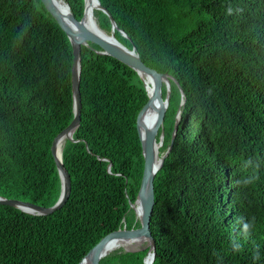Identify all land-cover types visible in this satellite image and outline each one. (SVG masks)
Wrapping results in <instances>:
<instances>
[{
    "label": "trees",
    "instance_id": "1",
    "mask_svg": "<svg viewBox=\"0 0 264 264\" xmlns=\"http://www.w3.org/2000/svg\"><path fill=\"white\" fill-rule=\"evenodd\" d=\"M65 1L81 20L85 0ZM99 1L116 38L174 78L161 156L181 108L155 179L153 264H264V0ZM93 13L110 34L109 15ZM100 51L82 47L81 124L62 153L70 198L49 216L0 205V264H79L111 232L141 226L131 204L149 96L135 70ZM73 58L41 0H0L1 197L58 201L52 144L74 119ZM149 249L119 248L101 264H144Z\"/></svg>",
    "mask_w": 264,
    "mask_h": 264
},
{
    "label": "water",
    "instance_id": "2",
    "mask_svg": "<svg viewBox=\"0 0 264 264\" xmlns=\"http://www.w3.org/2000/svg\"><path fill=\"white\" fill-rule=\"evenodd\" d=\"M41 1L47 11L53 16L61 29L68 36L72 45L74 56L72 68L74 119L67 128H65L55 137L52 144V154L61 179V194L56 204L50 207L39 206L31 202L7 199L1 196L0 205L14 207L30 215L49 216L61 210L69 200L72 192V179L69 171L66 169L63 163L62 154L61 156L58 155V144L61 140H64V143L66 140L75 141L73 135L81 124L82 116V95L80 90L82 72V47H90V43L96 44L101 48V51L99 52L100 54L113 57L135 70L143 80L145 89L147 90L149 96L147 104L142 108L137 118V129L142 143L145 164L142 183L137 200L134 204H131V208L134 209L138 219L140 220L141 226L139 228L132 229H127L124 227L117 231L111 232L105 236L96 246H94L79 264H101V260L110 254L107 253L106 247L111 241H134L139 239L147 242L150 247L148 255L144 259V264H147V259L150 254H152L150 264H153L156 258V241L151 232V220L155 207V179L157 173L162 168L165 159L173 149L181 115L180 108L176 117L171 144L166 153L161 156L159 153L160 151L158 152V145L164 143L163 141L165 133L163 130V125L171 99V81L174 80V78L167 73H160L148 67L142 61L135 47L130 49L123 45L116 38L115 29L117 28V24L111 13L101 5L99 0H95L96 5L94 6V10H102L107 15H109L113 24L110 34L106 33L99 27L96 19L94 21L93 28L88 27L84 23L88 0H85V11L81 20H78L73 15L69 4L65 0ZM58 1L63 2V7L58 6ZM121 33L127 38V34L125 32L121 31ZM143 75L150 76L153 80V88L151 92L144 81ZM164 85L167 89L166 97L163 95ZM184 103L185 100L182 101L181 106H183ZM153 111H156L157 116L156 119L151 122L148 114ZM160 131L161 134L159 135ZM110 168L111 164L108 167L109 171ZM137 205L141 207L140 214L137 212ZM124 249L126 251H133L125 247Z\"/></svg>",
    "mask_w": 264,
    "mask_h": 264
},
{
    "label": "bare ground",
    "instance_id": "3",
    "mask_svg": "<svg viewBox=\"0 0 264 264\" xmlns=\"http://www.w3.org/2000/svg\"><path fill=\"white\" fill-rule=\"evenodd\" d=\"M58 6L63 7V2L58 1L57 2ZM96 5V1L95 0H88V5H87V10H86V14L84 17V23L90 27L93 28L94 25V14H93V10H94V6ZM144 77V81L149 89V91H152L153 88V80L150 76L147 75H143ZM150 121L153 122L156 119L157 113L156 111L150 112L148 114ZM164 142V141H163ZM164 144V143H163ZM163 144H159L158 145V152L160 151V148L163 146ZM64 146V140H61L58 144V155L61 156L62 154V149ZM160 153V152H159ZM159 156V155H158ZM137 212L140 214L141 213V207L137 205ZM146 242L144 240H134V241H127V240H119V241H111L109 242L106 247V251L107 253H111L119 248H128L131 249L133 247H138L141 246L142 244H145ZM151 257L152 254H150V256L147 259V264H150L151 262Z\"/></svg>",
    "mask_w": 264,
    "mask_h": 264
},
{
    "label": "rangeland",
    "instance_id": "4",
    "mask_svg": "<svg viewBox=\"0 0 264 264\" xmlns=\"http://www.w3.org/2000/svg\"><path fill=\"white\" fill-rule=\"evenodd\" d=\"M137 218H138V217H137ZM145 244H147V242H146ZM143 245H144V244H142L141 246H138V247H137V246H136V247H133V248H131L130 250H136V249H138V248L143 247Z\"/></svg>",
    "mask_w": 264,
    "mask_h": 264
}]
</instances>
